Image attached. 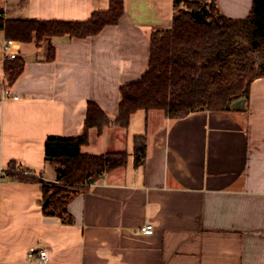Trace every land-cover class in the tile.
I'll use <instances>...</instances> for the list:
<instances>
[{
    "label": "crops",
    "instance_id": "crops-1",
    "mask_svg": "<svg viewBox=\"0 0 264 264\" xmlns=\"http://www.w3.org/2000/svg\"><path fill=\"white\" fill-rule=\"evenodd\" d=\"M212 0H205L204 5ZM220 14L249 16L253 0H215ZM8 20L87 22L110 0H0ZM175 0H124L118 25L86 39L18 43L24 70L6 75L0 31V264H264V78L229 111H196L169 119L138 111L127 129L89 130L84 155L128 154L68 203L66 222L46 216L39 183L6 176L16 163L54 183L46 161L51 138L83 135L90 103L114 122L121 89L149 70L152 36L170 30ZM10 88L19 99L2 98ZM145 137L144 165L134 142ZM152 225L154 233L143 229ZM31 248L48 260L28 257Z\"/></svg>",
    "mask_w": 264,
    "mask_h": 264
},
{
    "label": "trees",
    "instance_id": "trees-1",
    "mask_svg": "<svg viewBox=\"0 0 264 264\" xmlns=\"http://www.w3.org/2000/svg\"><path fill=\"white\" fill-rule=\"evenodd\" d=\"M182 0H175L176 9ZM188 10H178L170 30L153 34L148 72L141 81L121 89L118 117L112 122L90 103L83 135L72 139L51 138L46 143V161L57 164V179L25 175L16 163L6 176L16 182L42 186V207L46 216L68 218V203L79 192L103 176L127 165L128 154L84 155L89 130L101 135L112 124L127 129L138 111H163L169 119H185L196 111H229L234 100L248 97L252 83L264 78V0H253L245 19L219 13L215 0L204 5L188 1ZM124 15V0H110V8L94 13L87 22L8 20L0 13V31L6 41L40 44L46 38L86 39L110 25H118ZM24 70L20 59L6 61L5 71L13 85ZM135 166L144 165L145 137L134 142ZM66 222H71L69 219Z\"/></svg>",
    "mask_w": 264,
    "mask_h": 264
},
{
    "label": "built area",
    "instance_id": "built-area-1",
    "mask_svg": "<svg viewBox=\"0 0 264 264\" xmlns=\"http://www.w3.org/2000/svg\"><path fill=\"white\" fill-rule=\"evenodd\" d=\"M4 8L0 6V11ZM18 42L15 41H5L4 43V54H5V61L15 60L18 56ZM2 98L4 100L14 99L18 100L19 98L15 96L10 88H3L2 89ZM23 172L25 175H31V172L28 170H24ZM144 234L152 235L154 233V228L152 225H147L143 229ZM28 257L30 259H36L38 257L40 262H46L48 260V252L45 250H39L38 248H31L28 253Z\"/></svg>",
    "mask_w": 264,
    "mask_h": 264
},
{
    "label": "rangeland",
    "instance_id": "rangeland-1",
    "mask_svg": "<svg viewBox=\"0 0 264 264\" xmlns=\"http://www.w3.org/2000/svg\"><path fill=\"white\" fill-rule=\"evenodd\" d=\"M188 1H190V0H182L180 3H179V5H178V7H177V9H176V13L178 12V10H188V7H187V2ZM192 1V0H191ZM193 1H198V2H202V3H204L205 2V0H193Z\"/></svg>",
    "mask_w": 264,
    "mask_h": 264
}]
</instances>
